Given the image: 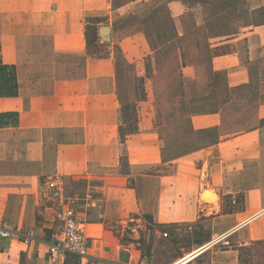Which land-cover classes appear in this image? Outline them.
<instances>
[{
	"label": "crops",
	"instance_id": "0c3cea01",
	"mask_svg": "<svg viewBox=\"0 0 264 264\" xmlns=\"http://www.w3.org/2000/svg\"><path fill=\"white\" fill-rule=\"evenodd\" d=\"M151 1L0 0V59L15 67L18 83L16 96L0 97V113H17L16 125L0 127V226L31 236L0 238V264H169L187 251L161 250L163 233L193 234L190 248L212 242L197 264H264L255 258L264 247V119L239 131L225 121L239 91L232 89L257 84L248 91L254 95L264 87V0H212L218 12L198 2L168 1L174 25L159 22L167 38L157 50L184 35L179 18L189 11L195 27L211 31L208 49L217 53L204 61L202 45H195L196 64L183 63L178 54L170 60L175 72L168 67L166 74L153 59V75L169 76L168 106L159 100V78L144 77L139 129L121 143L120 97L135 98L123 95V65L117 70L112 48L135 64L136 77L145 76V57L153 51L134 19ZM205 11L212 15L206 21ZM218 13L226 23L211 21ZM104 25L109 42L98 36ZM88 26L97 28V54L87 51ZM202 62L212 74L223 73L217 98L210 96L217 87L210 71L203 74L197 65ZM155 95L164 118L158 127ZM200 109L209 112L188 113ZM167 110L184 111L190 128L203 133L196 138L199 148L171 152ZM50 175L63 180L84 221L86 257L49 254V236L63 210L45 190ZM205 189L215 194L213 202L204 201Z\"/></svg>",
	"mask_w": 264,
	"mask_h": 264
},
{
	"label": "trees",
	"instance_id": "16d2710c",
	"mask_svg": "<svg viewBox=\"0 0 264 264\" xmlns=\"http://www.w3.org/2000/svg\"><path fill=\"white\" fill-rule=\"evenodd\" d=\"M131 0H112L113 6H119L124 4L125 2H128ZM168 1L171 0H153L150 3H143V7H140V10L137 12V17L134 19L135 21H139L140 26H142V31L150 45L151 50L153 53L151 55H148L145 57V63H144V74L145 76L143 77H136V92L134 93V101H127L122 99L120 97V108H119V127H118V133H119V140L121 143H124L125 137L127 135L136 133L138 131V102L144 101L146 98L145 90L144 87L141 88V86L144 84V77L149 78L151 80L157 81V78L159 80H162L163 76H158V75H153V67H152V61L158 60L159 59V53L157 52V46L155 45L153 39H152V33L156 34V39L158 42H165L163 38H167V32H162L161 30L158 29V24L159 22L161 24H164L166 28L173 27L174 22L173 19L170 17L167 4ZM183 3L187 5V7H191L195 3H201L205 7L206 5L208 6L209 12H218L216 10L215 6L216 4H213L212 0H181ZM238 0H231L232 3H235ZM212 8V9H209ZM206 9V8H205ZM211 14H209L207 11H205L203 18L206 21ZM238 15H242L239 13ZM244 17V15H242ZM241 17V19L243 18ZM131 18V17H130ZM132 19V18H131ZM181 25L184 29V35L182 36H177L174 35L173 42L168 46L169 50L171 51V54L173 55V59H176L178 57V54L182 57L183 63H188V64H196L195 62V45L197 46L202 45V55L204 56V61L208 59L210 61L211 56L216 54L217 51H209L206 37L211 33V31L206 35V32L200 31L197 27H195V22L193 19V16L191 12H187L184 15H182L180 18ZM245 21V20H244ZM201 36V37H200ZM200 38V39H199ZM98 36H97V28L95 26H88L85 28V41H86V47L87 51L92 54H97L99 52V43H98ZM205 42V43H204ZM202 43V44H200ZM178 48L180 52L178 53ZM200 48V47H199ZM160 49V48H159ZM199 51V49H198ZM186 57V58H184ZM114 59L116 61L117 65V70H120V66L125 64V60L123 58L122 52L118 47H115L114 49ZM172 62V61H171ZM132 65V64H131ZM197 65H204V69H207L208 73L211 70L206 68L207 64L205 62L199 63ZM133 66V65H132ZM170 67V72L173 73L175 72V64L174 61L172 64L169 66ZM157 74H159L157 72ZM160 75V74H159ZM173 74L172 76L175 78ZM213 76L214 81L213 83L220 84L222 83V77L223 73H215V74H209ZM220 79V80H219ZM219 80V81H218ZM182 85V83H180ZM144 86V85H143ZM239 89H232V91H237ZM18 91V83L16 79V72H15V67L13 65H8L4 64L1 59H0V97H12L16 96ZM193 101V100H192ZM204 107V106H203ZM209 108V104H205L206 108ZM161 106L157 100V97L155 95V100H154V117H155V126H159L162 124L163 118V113H161ZM197 112H209V110H191L188 111V113H197ZM175 115H177L178 120H179V127H182L181 132H185L187 134H202L201 132H195L190 128L189 125V117H185L184 111H179V112H173ZM17 113L16 112H4L0 113V127L9 126V125H16L17 123ZM181 119V120H180ZM182 121V122H181ZM187 147L184 148L182 153H187L190 152L191 150L193 151L194 149H197L200 147L199 144L196 143H191V142H185L183 143ZM144 252L145 249H144ZM145 253H143L144 255ZM73 256H76L74 254H71ZM77 257V256H76Z\"/></svg>",
	"mask_w": 264,
	"mask_h": 264
},
{
	"label": "rangeland",
	"instance_id": "374dc122",
	"mask_svg": "<svg viewBox=\"0 0 264 264\" xmlns=\"http://www.w3.org/2000/svg\"><path fill=\"white\" fill-rule=\"evenodd\" d=\"M209 9H212V8H209ZM221 17H222L221 13L220 14L218 13V17L215 20H211V21H213L214 23H216V22L226 23V20H225V22H222ZM230 22H231V20H230ZM115 38H116V36H115ZM154 43L157 47H160V45L163 42H158L155 39ZM168 46L169 45H166V47L162 46L157 51L159 53L158 54L159 60H161L160 64L163 68V72H165L164 74L168 73L167 72V71H169L168 67L172 64V62L170 60L173 59V55L171 54V51L168 49L169 48ZM115 47H118V46H116L115 44L113 45V48H112L113 54H114ZM200 67L203 68L204 65H199V69L201 70V72H203V74H205V73L207 74V70L201 69ZM136 71L137 70H136L135 64L127 62L125 60V64L122 66V71H121V73H122L121 77L122 78L120 80V82H121L120 84H121V88H122L124 97L127 98L129 96L130 100L134 97L132 93L136 92V86H137L136 81H135ZM165 77H169V76L163 75L162 80H160V82L158 83L159 100H160L163 107H166V105H167V103H165V101H164V94H166V92H167L165 90V87H164L165 86V79H164ZM202 85H203L202 87H204L205 82H202ZM143 87L145 89V86L142 85L141 88H143ZM251 89L256 90L257 84H254L248 88L241 87L239 89V91H237L238 94H234L235 100L231 102V105H229L231 108V111H230V113L227 114V117L225 118V121H227V124L233 125L231 128H229L230 130H238L239 131V130L246 129L247 127H251L252 125H255L259 122V120H260L259 116H262L260 118L264 119V87H260V92H261L260 94H254V95L248 93V91ZM211 90L213 91V93H211L210 96L213 95V97H214L215 93L217 91H219V92L224 91L223 83L220 84V82H219L217 84V87L212 88ZM223 97L224 96H221V99H225ZM215 98H217V95L215 96ZM224 106H227V105L224 104ZM200 110H202V109H200ZM166 113L168 114V116L171 117L170 121H169L170 126H168L166 132H167V135L169 136V141L171 142L170 147L172 148V151H171L172 153H182L183 152L182 150L187 147L186 145L183 144L185 142L201 144V143L196 141L197 140L196 138H198V139L203 138V133L200 135H198V134L191 135V134H187L183 131L181 132L182 127L178 126L180 123H179V120H177V118L175 117L173 111L167 110ZM227 127H230V126L227 125ZM161 236H162L161 237L162 239H159L158 243H157V244H160L161 250H163V249L167 250L170 248V250L174 254H175L174 250H176L178 253H181V251L179 250L180 247L184 248L185 251H187L186 253L194 250L196 247H199V246H194V248H190L191 247L190 245H192L191 242L195 241V239H194L195 236L193 234L191 236L187 233H179L176 235L168 234V236H166V237H164L161 234ZM256 254H257V256L255 257L256 260L263 261L264 260V247L258 248V251L256 252Z\"/></svg>",
	"mask_w": 264,
	"mask_h": 264
},
{
	"label": "built area",
	"instance_id": "2783aa9c",
	"mask_svg": "<svg viewBox=\"0 0 264 264\" xmlns=\"http://www.w3.org/2000/svg\"><path fill=\"white\" fill-rule=\"evenodd\" d=\"M44 186L48 197L63 208L60 215L61 222L59 226H57V229L53 230L49 236V254L51 256H57L59 254L69 253L81 258L88 256L90 243L88 237L84 233V221L72 208L73 199L66 196L63 180L50 175L45 178ZM88 205L90 204L88 203ZM190 229L191 227L188 228V230ZM163 236H166V233H163ZM0 238L23 239L27 241L31 236L30 234L7 229L5 225L0 226ZM212 245L213 243L209 242L196 247L194 250L171 261L169 264H197L196 260L198 256Z\"/></svg>",
	"mask_w": 264,
	"mask_h": 264
},
{
	"label": "water",
	"instance_id": "95a60500",
	"mask_svg": "<svg viewBox=\"0 0 264 264\" xmlns=\"http://www.w3.org/2000/svg\"><path fill=\"white\" fill-rule=\"evenodd\" d=\"M98 36L101 40L105 41V42H109L110 40V28L109 26H100L99 29H98ZM210 193L212 195V198L211 199H208L207 198V194ZM204 201L207 202V203H211L215 200V194L210 191V190H207L205 189L204 190Z\"/></svg>",
	"mask_w": 264,
	"mask_h": 264
}]
</instances>
